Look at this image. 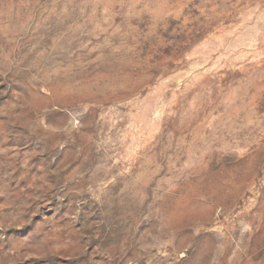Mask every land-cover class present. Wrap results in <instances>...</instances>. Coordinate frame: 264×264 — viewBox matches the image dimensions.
<instances>
[{
  "label": "rangeland",
  "instance_id": "obj_1",
  "mask_svg": "<svg viewBox=\"0 0 264 264\" xmlns=\"http://www.w3.org/2000/svg\"><path fill=\"white\" fill-rule=\"evenodd\" d=\"M0 264H264V0H0Z\"/></svg>",
  "mask_w": 264,
  "mask_h": 264
}]
</instances>
